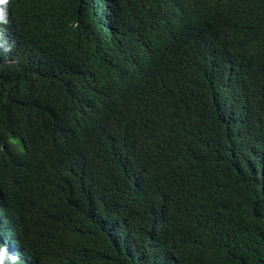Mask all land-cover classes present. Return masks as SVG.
I'll return each mask as SVG.
<instances>
[{
	"label": "trees",
	"instance_id": "16d2710c",
	"mask_svg": "<svg viewBox=\"0 0 264 264\" xmlns=\"http://www.w3.org/2000/svg\"><path fill=\"white\" fill-rule=\"evenodd\" d=\"M0 264H264V0H0Z\"/></svg>",
	"mask_w": 264,
	"mask_h": 264
}]
</instances>
